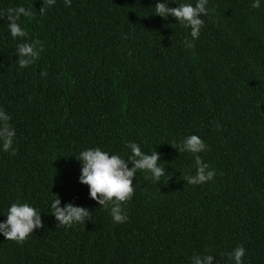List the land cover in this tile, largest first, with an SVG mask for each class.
Returning a JSON list of instances; mask_svg holds the SVG:
<instances>
[{
  "label": "trees",
  "instance_id": "trees-1",
  "mask_svg": "<svg viewBox=\"0 0 264 264\" xmlns=\"http://www.w3.org/2000/svg\"><path fill=\"white\" fill-rule=\"evenodd\" d=\"M157 2L0 0V110L14 131L8 150L0 139V222L17 201L41 218L23 242L0 234V264H234L238 246L242 264H264V0H207L194 40L154 14ZM180 3L196 0L168 7ZM18 6L31 13L17 21L22 38L8 29ZM34 41L42 51L21 68L18 45ZM193 134L215 172L202 184L185 179L195 156L180 146ZM130 141L155 150L165 175L138 170L120 205L128 219L115 223L75 157L100 147L132 168ZM57 198L91 215L61 225Z\"/></svg>",
  "mask_w": 264,
  "mask_h": 264
},
{
  "label": "clouds",
  "instance_id": "clouds-1",
  "mask_svg": "<svg viewBox=\"0 0 264 264\" xmlns=\"http://www.w3.org/2000/svg\"><path fill=\"white\" fill-rule=\"evenodd\" d=\"M54 2L55 0H46L48 5ZM168 2L169 0H164V2L158 0L154 5V14L163 18L172 15L185 28H190L191 37L193 40L196 39L204 23L200 17L208 14L207 0H196L194 6L191 3H180L175 8L168 7ZM68 3L70 0H65V4ZM260 3L261 0H253L252 7L257 8ZM44 11L45 8L41 7L40 14L43 15ZM21 15L29 16L31 13L23 6L8 9V29L14 38H22L27 35L26 31L17 23ZM39 44V41H34L18 45L17 51L21 57L18 63L21 68L32 64L38 58L39 52L42 51V46L37 47ZM186 46L192 47V42L187 41ZM25 56H30L31 59H24ZM8 120L9 117L0 110V121H3V124H0V139L3 140L5 151L11 146L14 136V131L7 124ZM126 147L130 150L127 159L132 162V168L127 167L124 157L104 151L100 147L81 150L78 158L75 157L82 163L79 182L88 186L89 196L97 200L101 206H110V215L115 223H123L128 219L120 205L131 199L134 191L132 181L138 170L150 173L154 181H159L160 177L165 175V169L159 165V154L155 150L151 151V154L145 153L139 144L131 141L126 144ZM205 148L206 145L201 138L194 134L185 137L181 143V151L191 152L195 156L196 174L185 177L189 184L205 183L213 179L215 175L214 170L210 169L207 163H203L199 155H195ZM59 205L58 198L51 202V214L59 224L64 226L71 227L74 223H84V217L91 215L83 207H76L70 203L64 207ZM5 216L6 220L0 222V234L5 239L15 240L18 243L23 242L32 233L34 227H41L40 211L26 202L12 203ZM244 251L243 246L233 249L230 257L234 264H242ZM199 258V255H194L192 260L198 261ZM211 259V255L203 256L205 264Z\"/></svg>",
  "mask_w": 264,
  "mask_h": 264
}]
</instances>
